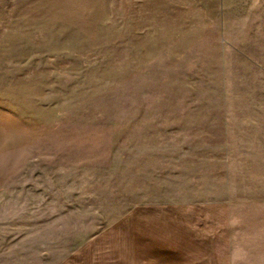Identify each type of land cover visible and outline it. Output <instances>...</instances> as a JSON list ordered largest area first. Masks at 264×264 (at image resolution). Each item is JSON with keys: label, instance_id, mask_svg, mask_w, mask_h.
Masks as SVG:
<instances>
[{"label": "rangeland", "instance_id": "1", "mask_svg": "<svg viewBox=\"0 0 264 264\" xmlns=\"http://www.w3.org/2000/svg\"><path fill=\"white\" fill-rule=\"evenodd\" d=\"M242 57L264 60V0H0V234L46 218L61 234L64 217L69 237L25 238L23 262L129 206V107L215 90ZM250 137L231 147L233 264H264V139Z\"/></svg>", "mask_w": 264, "mask_h": 264}, {"label": "crops", "instance_id": "2", "mask_svg": "<svg viewBox=\"0 0 264 264\" xmlns=\"http://www.w3.org/2000/svg\"><path fill=\"white\" fill-rule=\"evenodd\" d=\"M160 92L148 108L129 107V206L52 262L42 250L43 264H233L231 147L264 139V60L224 58L215 90ZM64 220L61 234L48 218L24 237L0 234V264H37L18 243L69 241Z\"/></svg>", "mask_w": 264, "mask_h": 264}]
</instances>
